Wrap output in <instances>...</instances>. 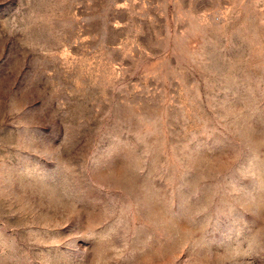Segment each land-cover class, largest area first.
I'll use <instances>...</instances> for the list:
<instances>
[{
  "label": "rangeland",
  "instance_id": "obj_1",
  "mask_svg": "<svg viewBox=\"0 0 264 264\" xmlns=\"http://www.w3.org/2000/svg\"><path fill=\"white\" fill-rule=\"evenodd\" d=\"M0 264H264V0H0Z\"/></svg>",
  "mask_w": 264,
  "mask_h": 264
}]
</instances>
